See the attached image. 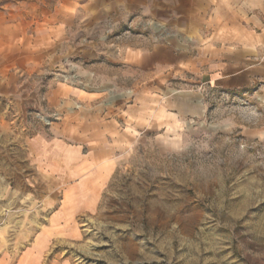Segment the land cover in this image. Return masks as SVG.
Instances as JSON below:
<instances>
[{
	"label": "rangeland",
	"instance_id": "obj_1",
	"mask_svg": "<svg viewBox=\"0 0 264 264\" xmlns=\"http://www.w3.org/2000/svg\"><path fill=\"white\" fill-rule=\"evenodd\" d=\"M156 1L0 0V264H264V76L209 82L242 0Z\"/></svg>",
	"mask_w": 264,
	"mask_h": 264
},
{
	"label": "crops",
	"instance_id": "obj_2",
	"mask_svg": "<svg viewBox=\"0 0 264 264\" xmlns=\"http://www.w3.org/2000/svg\"><path fill=\"white\" fill-rule=\"evenodd\" d=\"M242 1L230 11L224 13L225 15L221 16L217 27L214 29V32L233 33L229 36L232 37L229 43L223 42L221 34L215 38L214 63L211 69H214L213 71L216 73L209 80V82H214L215 85L224 87V90L227 91L248 86L255 79L264 76V0L260 18L257 15H252L253 8L247 0L245 3ZM165 18L168 20V15ZM252 26H260L262 29L260 36L263 55L256 60L254 51H258L259 44L253 34ZM67 145L80 151L82 155L80 161L87 160L90 162L102 158L98 157L97 153L93 151L85 155L81 146Z\"/></svg>",
	"mask_w": 264,
	"mask_h": 264
}]
</instances>
